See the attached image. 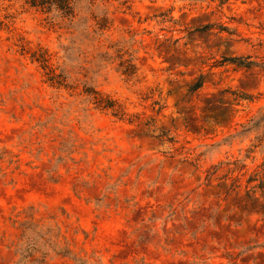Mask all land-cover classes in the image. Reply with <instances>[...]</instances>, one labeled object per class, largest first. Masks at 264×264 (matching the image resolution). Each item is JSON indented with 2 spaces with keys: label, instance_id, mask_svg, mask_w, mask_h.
Masks as SVG:
<instances>
[{
  "label": "rangeland",
  "instance_id": "obj_1",
  "mask_svg": "<svg viewBox=\"0 0 264 264\" xmlns=\"http://www.w3.org/2000/svg\"><path fill=\"white\" fill-rule=\"evenodd\" d=\"M98 4L97 34L88 14L0 0V264L31 245L24 264H264V139L242 134L264 114V0Z\"/></svg>",
  "mask_w": 264,
  "mask_h": 264
},
{
  "label": "trees",
  "instance_id": "obj_2",
  "mask_svg": "<svg viewBox=\"0 0 264 264\" xmlns=\"http://www.w3.org/2000/svg\"><path fill=\"white\" fill-rule=\"evenodd\" d=\"M27 5H29L32 8H37L39 10L48 12V13H55L56 15L67 18L74 22L75 19L79 17L81 13L88 14L89 17L93 18L96 21V30L95 33H99L105 29L108 28L110 23V17H109V10L108 8L102 7L98 4L100 2L103 6L109 2L110 0H23ZM129 0H124V2H128ZM99 13L97 14L96 12ZM81 20L83 23H86L88 21V17L84 16L81 17ZM84 28L86 35H90V31L88 30V25H85ZM207 28H211L208 27ZM207 29V30H208ZM68 51V49H67ZM121 57V63L122 70L124 74L132 75L134 74V71L136 69L135 63H133L132 59L129 58H123ZM37 60H39L41 63L44 64L46 68H49V73L51 76V79L53 82H56L60 85L68 86L69 85V76L68 73L65 70H62V72H57L56 68H52V66L49 64V55L47 52L42 51L41 54L36 57ZM226 61L232 62L233 64L237 66H243V67H252L257 65L255 61L249 60V57L240 56V57H233L225 59ZM203 76L199 77L196 84L192 85L190 87V92H195L199 89H201L204 86V80ZM83 93L86 95V100L95 105L96 108L111 111L114 115L125 118L127 113L124 111L122 105L110 94L104 93L94 86L85 84V87L83 89ZM251 131H259L261 132L258 135V140L264 139V114L259 117L258 119L253 121V124L248 127L242 134H246ZM235 162H219L217 164H213L208 170H207V177L206 179H211L214 174L218 172V170L223 167L224 165H234ZM237 167H230L229 172H235ZM227 178H230L229 175ZM254 179H249V182H252ZM261 189L264 190V185H259ZM240 186L238 184H235L232 182V184L229 186V191H237L239 193ZM37 249L34 245L29 246L28 248H24L20 252V260L19 264L26 263L28 257L32 255V253ZM38 261L44 262L43 258L38 259Z\"/></svg>",
  "mask_w": 264,
  "mask_h": 264
}]
</instances>
